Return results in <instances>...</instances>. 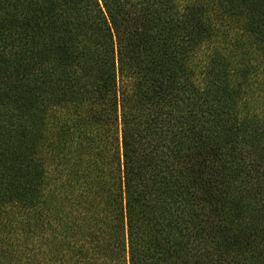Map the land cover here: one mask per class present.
Wrapping results in <instances>:
<instances>
[{
    "label": "trees",
    "instance_id": "trees-1",
    "mask_svg": "<svg viewBox=\"0 0 264 264\" xmlns=\"http://www.w3.org/2000/svg\"><path fill=\"white\" fill-rule=\"evenodd\" d=\"M0 264H264V0H0Z\"/></svg>",
    "mask_w": 264,
    "mask_h": 264
}]
</instances>
